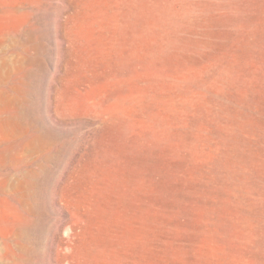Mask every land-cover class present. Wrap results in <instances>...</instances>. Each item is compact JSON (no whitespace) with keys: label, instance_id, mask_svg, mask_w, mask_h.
Instances as JSON below:
<instances>
[{"label":"rangeland","instance_id":"rangeland-1","mask_svg":"<svg viewBox=\"0 0 264 264\" xmlns=\"http://www.w3.org/2000/svg\"><path fill=\"white\" fill-rule=\"evenodd\" d=\"M0 264H264V0H0Z\"/></svg>","mask_w":264,"mask_h":264}]
</instances>
